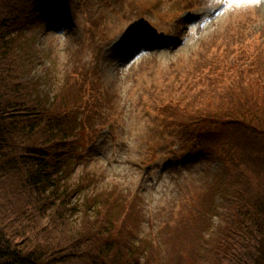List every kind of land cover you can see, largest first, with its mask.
Masks as SVG:
<instances>
[{
    "label": "rangeland",
    "instance_id": "1",
    "mask_svg": "<svg viewBox=\"0 0 264 264\" xmlns=\"http://www.w3.org/2000/svg\"><path fill=\"white\" fill-rule=\"evenodd\" d=\"M218 1L0 0L22 31L16 52L31 54L26 77L51 107L61 102L55 90L64 98L77 89L91 102L89 110L72 106L94 135L65 178L81 184L79 194L117 198L107 203L120 209L113 219L124 256L140 240L153 246L157 264H213L211 248L201 259L207 230L222 220L214 216L221 160L213 150L223 143L243 152L256 144L239 124H214L213 116L243 95L261 98L264 80V0H227L217 16ZM55 4L57 17L48 13ZM198 14L218 18L198 29ZM125 34L141 44L111 48ZM177 40L179 48L168 49ZM135 46L143 52L123 66Z\"/></svg>",
    "mask_w": 264,
    "mask_h": 264
},
{
    "label": "trees",
    "instance_id": "2",
    "mask_svg": "<svg viewBox=\"0 0 264 264\" xmlns=\"http://www.w3.org/2000/svg\"><path fill=\"white\" fill-rule=\"evenodd\" d=\"M21 34L15 15L6 16L1 7L0 264H157L153 246H143L140 240L133 254H122V233L116 225L118 218L113 219L120 209L107 203L117 202L115 196V200L108 197L102 202L99 195H89L91 191L79 194L81 184L65 178L66 167H71L83 144L94 135L87 120L77 119L70 107L89 110L91 102L82 101L77 89L61 94L64 98L55 90L52 96L58 95L61 102L51 107L36 82L26 77L32 59L31 54L16 52ZM261 82V98L249 100L243 95L220 104L213 116L214 124L228 120L239 124L256 143L243 152L229 150L223 143L213 150L221 160L219 184L212 190L220 200L214 216L222 220L207 230L201 250V259L206 261L211 248L213 264H264V80ZM217 86L220 91L224 87ZM243 90L245 95L253 94Z\"/></svg>",
    "mask_w": 264,
    "mask_h": 264
},
{
    "label": "snow or ice",
    "instance_id": "3",
    "mask_svg": "<svg viewBox=\"0 0 264 264\" xmlns=\"http://www.w3.org/2000/svg\"><path fill=\"white\" fill-rule=\"evenodd\" d=\"M249 2H256V3H259V0H249Z\"/></svg>",
    "mask_w": 264,
    "mask_h": 264
}]
</instances>
